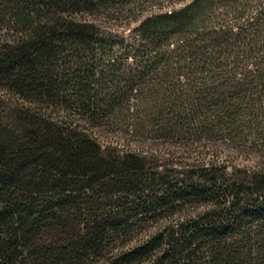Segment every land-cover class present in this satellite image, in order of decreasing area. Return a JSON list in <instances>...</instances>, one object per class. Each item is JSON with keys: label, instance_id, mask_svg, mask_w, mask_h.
<instances>
[{"label": "trees", "instance_id": "trees-1", "mask_svg": "<svg viewBox=\"0 0 264 264\" xmlns=\"http://www.w3.org/2000/svg\"><path fill=\"white\" fill-rule=\"evenodd\" d=\"M111 1L0 0V264H264V0L147 14L107 86Z\"/></svg>", "mask_w": 264, "mask_h": 264}, {"label": "rangeland", "instance_id": "rangeland-1", "mask_svg": "<svg viewBox=\"0 0 264 264\" xmlns=\"http://www.w3.org/2000/svg\"><path fill=\"white\" fill-rule=\"evenodd\" d=\"M180 4L179 0H113L107 5V8H102L97 13L84 14L98 25V30L101 33L110 37L107 40L108 45L101 53V56L112 58L110 61L113 65L103 68L101 83L105 82L108 86L114 84L109 83V80H121V83H123V80L129 78L127 66L130 64V59H125V56L128 54L127 46H130L132 42L134 28L137 26L138 21L149 13L174 8ZM117 76L119 77L118 79ZM0 95L8 97V94L1 90ZM128 99L130 109L128 110L126 105H123L122 109L117 111L116 116L109 118L108 122L113 124L111 125L112 127L103 125L100 127L101 132H103L101 134L103 140L112 141V144L117 149H122L127 142L129 148H134L136 145L134 137H131V132L126 131V127L130 123L129 116L133 114L137 99ZM137 108L139 110L142 109L138 106ZM160 142L161 140L158 139H147L144 141L147 147L157 144V147L162 149Z\"/></svg>", "mask_w": 264, "mask_h": 264}]
</instances>
